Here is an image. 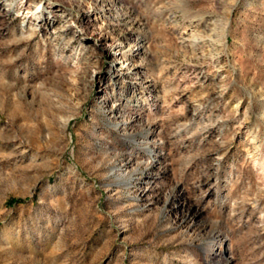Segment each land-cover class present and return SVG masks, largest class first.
<instances>
[{
  "label": "rangeland",
  "instance_id": "obj_1",
  "mask_svg": "<svg viewBox=\"0 0 264 264\" xmlns=\"http://www.w3.org/2000/svg\"><path fill=\"white\" fill-rule=\"evenodd\" d=\"M0 264H264V0H0Z\"/></svg>",
  "mask_w": 264,
  "mask_h": 264
},
{
  "label": "bare ground",
  "instance_id": "obj_2",
  "mask_svg": "<svg viewBox=\"0 0 264 264\" xmlns=\"http://www.w3.org/2000/svg\"><path fill=\"white\" fill-rule=\"evenodd\" d=\"M102 48H103L107 53H109L110 55L113 56V60H114L115 62H119V65H120L119 69H120L121 71H125V70H127L126 65H125L124 63H121L122 60H124V59L126 58V57L124 58V56H126V52H127V51H124V50L120 49V45H119V44L114 45V47H111V48L108 49V47H107V43H105V44H103V47H102ZM138 49H140V47H138ZM122 57H123V59H122L121 61H119ZM123 62H124V61H123ZM126 72H127V71H126Z\"/></svg>",
  "mask_w": 264,
  "mask_h": 264
}]
</instances>
